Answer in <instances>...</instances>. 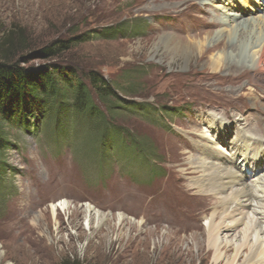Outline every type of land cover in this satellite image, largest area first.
I'll use <instances>...</instances> for the list:
<instances>
[{
  "label": "rangeland",
  "instance_id": "374dc122",
  "mask_svg": "<svg viewBox=\"0 0 264 264\" xmlns=\"http://www.w3.org/2000/svg\"><path fill=\"white\" fill-rule=\"evenodd\" d=\"M222 15L211 0H0V44L13 34L23 47L18 54L83 38L58 63L85 78L102 120L120 132L106 136L99 152L101 126L73 113L74 90L64 85L61 98L0 115V264H215L204 239H196L216 199L190 184L201 114L228 121L243 114L245 123L258 118L264 128V69L245 65L241 39L216 34L231 29ZM203 22L210 27L194 30ZM105 27L119 32L103 37ZM166 33L192 50L168 44ZM232 50L227 59L239 69H214L212 61ZM46 62L35 56L22 65ZM90 71L116 85L126 109L108 110ZM62 200L69 210L53 214L52 203ZM86 204L105 220L87 226Z\"/></svg>",
  "mask_w": 264,
  "mask_h": 264
},
{
  "label": "bare ground",
  "instance_id": "6f19581e",
  "mask_svg": "<svg viewBox=\"0 0 264 264\" xmlns=\"http://www.w3.org/2000/svg\"><path fill=\"white\" fill-rule=\"evenodd\" d=\"M227 1L225 5L228 6L223 7L225 0H211L215 7L226 14L219 21L231 25L228 31L222 29L216 34L221 36L227 33L228 40L233 42L235 38L238 41L241 39L249 58L245 65L264 69V0H244L243 5L246 7L239 2L235 4L233 0ZM238 5L244 10L239 9ZM233 10L239 12L235 13ZM253 11L257 12L256 16L244 18V12ZM204 27L207 29L210 25L203 22L194 30L200 32L206 30ZM164 38L176 48L192 50L191 45L184 44L181 40L176 41L175 34L166 33ZM234 52L235 50L221 52L222 56L212 61L214 69L230 64L239 69V61L235 58L231 61L227 59ZM242 72L233 74L239 75ZM201 119L203 129L198 134V140H195L198 152L189 156V160L193 161L190 170L192 176H189L193 182L190 184L198 192L213 195L216 201L213 211L204 214L205 235L196 239V243L202 245L204 239L206 255L211 254L215 264H264L263 122L260 125L259 119L254 118L253 123H245L247 118L243 114L233 115V120L228 121L214 112L202 113ZM84 206L87 226L91 228L93 224L99 225L105 220V215L92 204ZM58 208L69 210V201L62 200L58 205L52 203L53 214L57 213ZM122 218L124 216L120 215L119 219Z\"/></svg>",
  "mask_w": 264,
  "mask_h": 264
},
{
  "label": "trees",
  "instance_id": "16d2710c",
  "mask_svg": "<svg viewBox=\"0 0 264 264\" xmlns=\"http://www.w3.org/2000/svg\"><path fill=\"white\" fill-rule=\"evenodd\" d=\"M117 31V29L115 31L111 27H105L100 34L103 37H108ZM82 39L80 35L67 39H56L37 51L18 54L23 48L20 46L21 42L18 39L15 40L13 34H9L0 44V115L2 114L3 118H7L8 114L14 115L15 112L25 111L28 107L41 102L44 97L61 98L62 87L60 86L64 85L68 90H74L73 113L85 115L87 116L85 120L94 121L96 126H101L99 152H103V147L107 144L106 136L117 137L115 134H120V132L113 133V130H116L114 124L109 120L107 121V119L102 120L103 113L95 106L91 90L87 86L85 78L79 77L78 71L74 70L72 66H62L58 63V60L64 59L65 53L81 42ZM35 56H39L48 62L39 67L22 65L28 63L31 57ZM88 77L98 97L108 103L110 112L126 109V105L123 103L125 100L119 97L116 92V85H113V82L112 84L99 74L96 76L93 71L89 72ZM4 143L5 139L0 132V151L4 147ZM60 264L83 263L79 259H74Z\"/></svg>",
  "mask_w": 264,
  "mask_h": 264
}]
</instances>
